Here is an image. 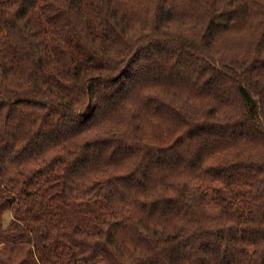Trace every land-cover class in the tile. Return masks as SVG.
Masks as SVG:
<instances>
[{"label": "trees", "instance_id": "obj_1", "mask_svg": "<svg viewBox=\"0 0 264 264\" xmlns=\"http://www.w3.org/2000/svg\"><path fill=\"white\" fill-rule=\"evenodd\" d=\"M0 264H264V0H0Z\"/></svg>", "mask_w": 264, "mask_h": 264}, {"label": "rangeland", "instance_id": "obj_2", "mask_svg": "<svg viewBox=\"0 0 264 264\" xmlns=\"http://www.w3.org/2000/svg\"><path fill=\"white\" fill-rule=\"evenodd\" d=\"M10 216H11L10 211L6 210L3 212V215H2L3 224L8 223Z\"/></svg>", "mask_w": 264, "mask_h": 264}]
</instances>
